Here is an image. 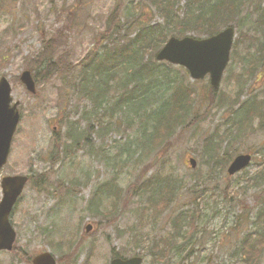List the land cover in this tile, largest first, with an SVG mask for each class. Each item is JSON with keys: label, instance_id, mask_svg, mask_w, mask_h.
Wrapping results in <instances>:
<instances>
[{"label": "rangeland", "instance_id": "374dc122", "mask_svg": "<svg viewBox=\"0 0 264 264\" xmlns=\"http://www.w3.org/2000/svg\"><path fill=\"white\" fill-rule=\"evenodd\" d=\"M117 7L120 15L136 22L128 35L133 36L140 24L162 23L149 0H0V78L7 77L12 86L20 119L7 165L0 171V181L15 175L34 177L46 173L49 177L45 192L39 193L27 184L14 206L10 216L16 231L13 249L24 252L29 263L48 251L57 260L67 258L70 249L77 247L74 264H85L87 257L90 264H108L113 252L124 257L138 253L145 258L144 264H150L151 244L169 233L171 220L179 213L195 209L199 219V223L194 220L195 226L201 227L202 233H194L177 251L178 255L170 253L160 264H244L234 257V252L245 235L256 237L259 233L251 223L264 210V182H253L252 178L264 163V132H254L243 142H230L236 149L231 159L252 155L248 168L231 177L226 175L225 168L222 176L193 186L195 193L190 192L193 187L189 175L194 170L188 159L195 160V167L203 176L206 170L200 164L207 155L202 142L230 113L226 108L219 111L209 108L206 100L209 77L193 81L185 70L173 66L166 79L159 82L150 79L151 93L141 97L139 105L122 106L119 113L112 111L122 93L119 82H124L133 70L128 69V75L121 67L115 77H119L118 85L112 83L104 96H99L102 89L99 78L81 82L85 98L73 86L82 71L89 69L92 55L102 53V49H96L98 39L105 31L107 18ZM253 28L259 34L262 31L250 21L240 31ZM234 31L237 47L231 52L215 99L225 95L235 97L243 89L244 97L253 93L262 100L264 76L248 77L250 71L246 70L253 56L247 53V43H237L239 33ZM58 34L66 44L73 74L35 82V94L28 93L19 83L14 86L11 78L28 70L25 61L36 53L42 39ZM252 51L250 48L249 53ZM175 81L197 93L187 120L199 118L200 123L195 129L173 134L165 148L149 152L146 141L154 125L150 110L167 99ZM75 121L80 124L71 137H77L79 142L76 148L64 150L66 143L71 144L67 139V122ZM100 123L109 127H99ZM86 124H91L92 132ZM85 139L87 142L83 144ZM155 174L185 186L178 188L181 191L171 206L157 220H151L142 212L147 209V199H138L137 191L144 179ZM1 196L0 187V201ZM86 226L91 227L89 233ZM136 239L139 244L134 243ZM181 242L179 239L178 243ZM260 253L255 264H264V248ZM29 263L18 260L13 250L0 252V264Z\"/></svg>", "mask_w": 264, "mask_h": 264}, {"label": "trees", "instance_id": "16d2710c", "mask_svg": "<svg viewBox=\"0 0 264 264\" xmlns=\"http://www.w3.org/2000/svg\"><path fill=\"white\" fill-rule=\"evenodd\" d=\"M149 2L158 17L162 19V23L140 24L133 36L128 33L136 22L129 21L127 17L124 18L120 15L119 7L114 9L107 18L105 31L99 36L96 46V49H102L100 50L102 53L95 52L92 55L91 62L87 66L89 69L85 68L80 74L79 81L73 84L84 98L87 94L85 95V89L82 88L81 82L88 83L92 77L99 78L102 88L99 96H104L112 88L111 85H118L119 77H115L122 67L124 74H131L124 79V82H119V89L122 93H120L119 100L112 111L119 113L122 106L139 105V99L146 97L147 93H151L150 79L153 77L157 82L162 81L173 70L166 63H157L154 58L155 53L171 34H176L178 37L191 34L197 38H205L214 36L229 26L239 33L237 43L241 45L247 43V53L253 56L246 70V72L250 71L248 77L255 76L256 79L257 77L261 79L264 76L262 75L264 68V8L262 6H264V0H149ZM181 3L183 5L179 9ZM134 16L135 14L132 15L133 18ZM67 17L69 18V14ZM249 21L255 24V27H261L260 34L255 28L240 31ZM61 36L58 34L49 39H42L36 53L25 61V67L31 71L35 82H46L55 76L73 74L74 66L68 61V50L65 48L66 44ZM236 47V45L233 46L234 49ZM250 48H253L252 53L254 54L249 53ZM128 69L133 71L128 73ZM162 72L165 74L161 77ZM11 79L14 86L18 85V78ZM80 83L81 85L78 86ZM208 88L206 100L209 108L217 111L220 108H226L230 113L228 114L229 118L225 119L221 126L214 129L210 136L202 142L207 159L206 161L202 160L200 165L206 172L202 176L201 170L192 171L189 175L191 187L198 186L200 183L206 184L207 181L222 176L227 163L231 160L230 157L236 152L230 142H243L254 132H264V98L261 100L253 93L244 97L245 93L243 89H240L235 97L229 98L228 95H225L215 99L216 90ZM171 90L167 99L163 100L157 109L150 110L152 113L150 119L154 120V125L146 141L149 152L165 148L167 142L174 136L173 134L187 131V129H195L200 123L199 118L190 117L187 120L194 99L196 96L198 97L197 93L181 81H175ZM262 97H264V90ZM67 124L66 127L69 130L67 139L71 144L66 143L64 150L66 147L68 150L72 147L76 148V144L79 142L77 137L76 139L71 137V132L75 130L77 124H80V121L67 122ZM86 127L91 132L94 129L91 124H86ZM99 127L106 129L109 126L101 124ZM80 136L78 137L80 138ZM86 142L87 139L83 144ZM226 142L227 145L224 146ZM157 175L144 179L137 191L138 199L142 200L145 197L147 199L145 202L147 209L143 208L142 212L148 214L151 220H157L171 206L185 186L180 181L173 183L168 177L160 179ZM254 175L253 182L256 180L264 182V163ZM28 184L39 193L45 192L49 184L48 174L29 176ZM180 187L181 189L178 190ZM189 191L195 193L194 187ZM196 212L195 209L190 212H181L171 220L169 233L164 234L162 238L159 237L151 244L150 264L162 263L160 261L167 259L170 253L177 254V251H181L183 244L190 241L194 233H202L201 227L195 226V221L199 223ZM259 212L258 218L251 223L256 230L259 229L258 235L256 237L245 235L234 252V257H238L244 264H255L261 257L260 252L264 248V210ZM179 239L182 240L181 243H178ZM134 243L139 244V240H134ZM77 251V247L70 249L69 256L67 258L62 256L58 262L74 264ZM13 253H16L18 260L29 263L26 254L18 248L15 247ZM114 256L122 257L123 255L113 252ZM85 264H90L88 257Z\"/></svg>", "mask_w": 264, "mask_h": 264}, {"label": "water", "instance_id": "95a60500", "mask_svg": "<svg viewBox=\"0 0 264 264\" xmlns=\"http://www.w3.org/2000/svg\"><path fill=\"white\" fill-rule=\"evenodd\" d=\"M235 32L231 27H227L214 36L205 39L183 37L178 39L171 37L164 43L161 50L155 55L158 62L165 61L171 65L185 68L190 78L193 80L204 79L206 75L210 78V85L217 89L221 76L227 68L230 59V51L233 46ZM20 83L25 86L30 93L35 92V85L30 71H24L19 77ZM13 104V105H11ZM18 103H13L11 97V86L7 78L0 79V170L6 165L12 138L19 124ZM251 156L243 154L237 156L229 164L227 174H233L243 170L248 166ZM189 164L195 168V161L189 159ZM28 182L27 176H9L0 182L2 196L0 202V252L11 251L15 231L12 229L9 217L12 214L13 206L22 194ZM91 230L87 226L86 232ZM32 264H56L51 253L37 255L31 261ZM142 259L129 258L126 261L115 258L110 264H141Z\"/></svg>", "mask_w": 264, "mask_h": 264}]
</instances>
